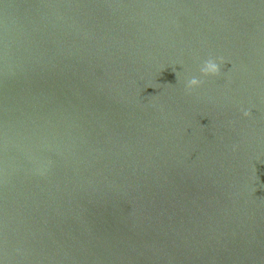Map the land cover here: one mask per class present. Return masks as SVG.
Returning a JSON list of instances; mask_svg holds the SVG:
<instances>
[{
  "label": "water",
  "instance_id": "water-1",
  "mask_svg": "<svg viewBox=\"0 0 264 264\" xmlns=\"http://www.w3.org/2000/svg\"><path fill=\"white\" fill-rule=\"evenodd\" d=\"M0 260L264 264V0H0Z\"/></svg>",
  "mask_w": 264,
  "mask_h": 264
},
{
  "label": "clouds",
  "instance_id": "clouds-1",
  "mask_svg": "<svg viewBox=\"0 0 264 264\" xmlns=\"http://www.w3.org/2000/svg\"><path fill=\"white\" fill-rule=\"evenodd\" d=\"M226 61L223 58H209L205 60L201 66H200V73L204 77H210V76H219L221 74V66L224 65ZM202 84V80L196 77H193L187 82V88L189 90L195 89L200 87ZM249 112L245 111V115H248ZM45 167L40 164L37 167V172L39 174H44ZM0 264H3V260H0Z\"/></svg>",
  "mask_w": 264,
  "mask_h": 264
}]
</instances>
